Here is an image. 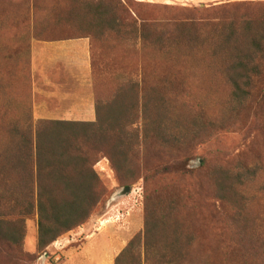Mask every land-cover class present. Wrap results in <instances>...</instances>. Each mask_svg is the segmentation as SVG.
<instances>
[{
    "label": "rangeland",
    "instance_id": "obj_1",
    "mask_svg": "<svg viewBox=\"0 0 264 264\" xmlns=\"http://www.w3.org/2000/svg\"><path fill=\"white\" fill-rule=\"evenodd\" d=\"M87 1L0 0V66L3 52L14 45L26 58L28 38L37 34L87 35L95 46L103 43L88 29L97 25L94 7L102 1ZM104 5L123 27L104 43L115 48L96 58L97 93L104 104L117 97L111 115L118 126L135 122L127 140L131 152L113 156L119 171L99 156L93 170L105 195L84 225L61 237L70 241L68 250L75 251L86 235H97L107 245L113 241L117 253L143 233L147 207L162 220L149 239L176 243L183 264H264V99L255 108L253 100L233 106L227 74L231 63H251L264 74V0H111ZM217 11L230 21L213 22ZM10 76L0 67V85ZM5 127L0 119V129ZM12 142L0 131V154L10 162ZM117 142L113 138L110 145ZM9 175L5 185L0 182L1 195L20 193L21 173ZM124 188L130 193L112 201ZM3 199L8 201L1 202L0 215L19 219L22 211L12 198ZM34 215L25 221L31 229ZM59 253L50 248L33 256L8 255L37 264L45 254L46 263L60 261ZM0 264L14 263L2 259Z\"/></svg>",
    "mask_w": 264,
    "mask_h": 264
},
{
    "label": "trees",
    "instance_id": "obj_2",
    "mask_svg": "<svg viewBox=\"0 0 264 264\" xmlns=\"http://www.w3.org/2000/svg\"><path fill=\"white\" fill-rule=\"evenodd\" d=\"M92 1L87 2L90 4ZM101 1V5L94 7L93 22L97 25L90 24L88 29L92 32L94 30L95 38L103 40V43L97 41L98 45L95 46L94 39L87 35L50 39L37 34L28 40L57 42L88 38L92 44L93 59L99 57L101 52L111 51V48L113 50L115 46L109 44L107 49L104 43L108 44L110 34H117V28H122L123 23L107 5L102 7L105 1L109 3L111 0ZM227 16L226 12L217 11L212 14V19L213 22L224 23L230 21ZM29 46L30 41L27 42L26 58L19 55L16 45L7 48L2 54L3 63L0 66L5 74L11 75L0 85V119L6 126L0 131L9 133L14 146L11 148L12 162L5 154L7 151L4 158L0 154V182L5 185L10 181L12 178L9 173L13 170L21 173L17 180L21 183L20 193H15L14 190L11 193L3 191V195L0 194V204L8 201L3 199L4 196L12 198V205L22 211L17 220L4 219L5 216L0 215V260L7 259L14 264L22 262L13 260L8 254L17 251L18 254L27 255L23 251L27 217L35 214L36 250L40 253L90 219L105 195L104 186L93 170L94 166L98 163L99 156H102L119 171L120 162H116L113 156L125 158L131 152L127 140L132 135L129 129L135 124L129 121L120 123L126 125L122 127L116 124V115L112 117L111 109L117 97L114 94L106 104L100 103L98 85L94 123L34 121L31 114ZM100 46L104 49L101 50ZM255 46L259 49V45ZM92 68L95 78L100 71L98 60H94ZM228 69L231 104L235 107L243 106L253 100V107H257L258 102L264 99V82L255 86L253 81L260 78L264 81V74L259 73L251 63H231ZM18 82L25 83L24 87H18ZM113 138H117L118 142L110 145ZM147 211L149 209L146 207L143 233L134 236L127 243L115 258L114 264H183L184 257H181L180 252L176 254L179 248L176 243L160 245L156 239H149V235L158 227L157 222L162 220L153 218V210L149 213Z\"/></svg>",
    "mask_w": 264,
    "mask_h": 264
},
{
    "label": "crops",
    "instance_id": "obj_3",
    "mask_svg": "<svg viewBox=\"0 0 264 264\" xmlns=\"http://www.w3.org/2000/svg\"><path fill=\"white\" fill-rule=\"evenodd\" d=\"M92 44L88 38L57 42L30 41L29 78L31 114L34 121L94 123L96 120V77L92 63ZM99 58V57H98ZM99 63V59H98ZM37 228L27 227L23 251L34 255L37 248ZM97 236V235H96ZM86 235L75 251L68 250L70 241L58 239L49 248L60 251V261L46 263L38 259L37 264H114L117 253L113 241L99 240ZM104 245L97 249V245ZM42 260V261H41Z\"/></svg>",
    "mask_w": 264,
    "mask_h": 264
},
{
    "label": "water",
    "instance_id": "obj_4",
    "mask_svg": "<svg viewBox=\"0 0 264 264\" xmlns=\"http://www.w3.org/2000/svg\"><path fill=\"white\" fill-rule=\"evenodd\" d=\"M129 193H130V189H129V188H125V189L122 190L121 193H119V194L116 196L115 199L113 198L112 201L117 200V199H120V198L124 197L125 195H127V194H129Z\"/></svg>",
    "mask_w": 264,
    "mask_h": 264
}]
</instances>
